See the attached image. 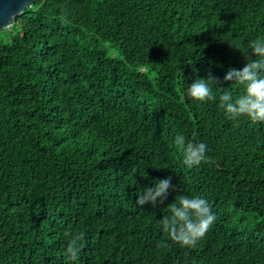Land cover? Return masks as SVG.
I'll return each mask as SVG.
<instances>
[{
	"label": "trees",
	"instance_id": "1",
	"mask_svg": "<svg viewBox=\"0 0 264 264\" xmlns=\"http://www.w3.org/2000/svg\"><path fill=\"white\" fill-rule=\"evenodd\" d=\"M256 39L264 0H36L1 28L0 264H264V122L219 106ZM209 73L217 99L190 98ZM180 134L211 162L186 166ZM180 195L216 215L195 248L162 228Z\"/></svg>",
	"mask_w": 264,
	"mask_h": 264
},
{
	"label": "clouds",
	"instance_id": "2",
	"mask_svg": "<svg viewBox=\"0 0 264 264\" xmlns=\"http://www.w3.org/2000/svg\"><path fill=\"white\" fill-rule=\"evenodd\" d=\"M232 47L240 51L247 62L242 69L230 68L223 80L243 86L244 94L233 99L231 92H224L219 96V106L229 119L244 116L253 123L264 122V39L253 40L248 50ZM220 83L211 73L206 78L198 77L190 83L187 95L200 102L215 101L217 97L213 93V86ZM175 143L182 149L183 163L189 168L211 162L205 143L189 140L183 134L175 137ZM173 188L171 177L158 179L152 187L138 195L136 203L139 206L151 204L153 207L163 204ZM176 199L178 203L168 205L171 215L162 219L163 231L182 247L195 248L213 226L216 215L203 197L180 195ZM66 235L69 239L65 255L69 261L75 262L84 247V233Z\"/></svg>",
	"mask_w": 264,
	"mask_h": 264
},
{
	"label": "water",
	"instance_id": "3",
	"mask_svg": "<svg viewBox=\"0 0 264 264\" xmlns=\"http://www.w3.org/2000/svg\"><path fill=\"white\" fill-rule=\"evenodd\" d=\"M36 0H0V29L10 27L17 15L34 5Z\"/></svg>",
	"mask_w": 264,
	"mask_h": 264
}]
</instances>
